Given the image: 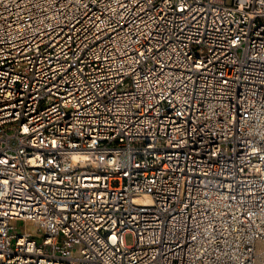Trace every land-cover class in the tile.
Segmentation results:
<instances>
[{"label": "built area", "instance_id": "2783aa9c", "mask_svg": "<svg viewBox=\"0 0 264 264\" xmlns=\"http://www.w3.org/2000/svg\"><path fill=\"white\" fill-rule=\"evenodd\" d=\"M0 264H264V0H0Z\"/></svg>", "mask_w": 264, "mask_h": 264}, {"label": "rangeland", "instance_id": "374dc122", "mask_svg": "<svg viewBox=\"0 0 264 264\" xmlns=\"http://www.w3.org/2000/svg\"><path fill=\"white\" fill-rule=\"evenodd\" d=\"M230 2H231V0H225L226 4H230ZM27 228L31 229V228H34V227L32 225H30V224H27ZM124 240H125L126 244H132L133 241H134V235L131 232H127L124 235Z\"/></svg>", "mask_w": 264, "mask_h": 264}, {"label": "bare ground", "instance_id": "6f19581e", "mask_svg": "<svg viewBox=\"0 0 264 264\" xmlns=\"http://www.w3.org/2000/svg\"><path fill=\"white\" fill-rule=\"evenodd\" d=\"M137 201L142 202V203H148L150 200H149L148 195H142V196H140V197L137 199Z\"/></svg>", "mask_w": 264, "mask_h": 264}]
</instances>
